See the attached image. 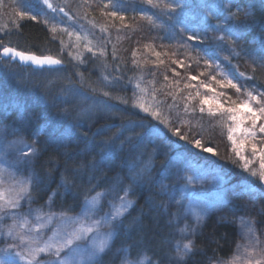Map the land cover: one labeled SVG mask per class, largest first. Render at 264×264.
I'll return each instance as SVG.
<instances>
[{
    "label": "trees",
    "instance_id": "obj_1",
    "mask_svg": "<svg viewBox=\"0 0 264 264\" xmlns=\"http://www.w3.org/2000/svg\"><path fill=\"white\" fill-rule=\"evenodd\" d=\"M103 3L107 0H62L60 7L63 11H91L84 25L92 26L104 55L89 53L80 60L71 59L62 53L46 26L30 18L0 34L9 47L54 56L65 64L59 69H34L0 58L1 152L9 159L8 171L30 182L33 200L29 205L59 219L77 218L96 198L98 204L91 214L102 221L114 199L131 201L123 216L105 222L107 233L115 229L116 235L102 264L116 263V251H124L128 259L147 257L146 264H169L176 244L183 245L189 239L197 249L189 264H227L259 227L262 237L258 236L261 239L255 255L264 263V215L253 209L247 216L229 200L236 188L252 187L257 189L253 193L258 206L264 209V189L240 168L226 128L217 119L198 111L184 119L189 77L197 71L208 69V77L219 67L240 85L264 92V66L253 59L259 57L264 41V0H163L173 9L153 7L146 0H112L116 7L103 11H120L125 17L123 24L128 26L125 29L129 32L130 25L139 27L136 39L141 47L152 48L147 59L137 65L132 63L133 56L123 54L124 49L134 46L133 39L115 35L124 28L119 20L102 17ZM229 12L237 13L234 21L226 20ZM142 15L152 17V21L142 19ZM232 24L238 26L237 36L231 37L235 45L218 39L231 35L226 29ZM192 35L199 40H189ZM205 59L211 68L205 66ZM174 61H182L184 66ZM138 81L148 89L146 106L150 107L148 101L152 100V107L159 109L162 118H169L172 127L180 128L189 140L201 139L218 155L197 149L149 112L134 107L133 91ZM105 92L110 95L105 96ZM169 93H176L175 101ZM21 141H36L40 149L38 159L33 158L28 165L17 164L19 150L29 151ZM176 159L214 170L235 187L221 197L218 208L195 236L182 233V226L167 212V182L175 171L170 166ZM4 242L5 238L0 245ZM252 242H247V247Z\"/></svg>",
    "mask_w": 264,
    "mask_h": 264
},
{
    "label": "rangeland",
    "instance_id": "obj_2",
    "mask_svg": "<svg viewBox=\"0 0 264 264\" xmlns=\"http://www.w3.org/2000/svg\"><path fill=\"white\" fill-rule=\"evenodd\" d=\"M61 2L62 0H49V3H51L53 6L52 8H49L43 3V0H0V34L4 32L5 28L13 26L16 27L18 22L23 21L24 19H29L31 15H34L37 17L36 20L41 21L46 26L51 35L54 37V39L57 40V42L59 43V47L62 50V53L66 54L71 59L77 60V55H79L82 59L83 56L89 53L100 54L98 48L99 40L97 39V37L94 36V31L91 29L92 26L90 25V23H88V25L86 26L84 25V22L88 17L87 14H89L91 11L79 8L77 9V11L65 10L62 12L60 11ZM86 6L88 5L86 4L85 7ZM87 9H89V7H87ZM20 11L28 12L29 16H26L23 19H19L16 14ZM102 17L104 18V15ZM53 27L57 29L55 32L52 31ZM130 27H132V29H129V32L124 28L121 33L118 32L117 34H115L119 35L118 37L120 38L122 36H125L133 39V43L131 44L135 47L133 46L130 50V47H128L129 45L127 44L128 48L124 49L123 54L129 53L130 56H133V52H136L135 56H133L132 58L130 57L132 61L135 60L139 62L142 59H147L146 57L149 54V50H152V48L149 49L146 47L144 48V46L141 47L140 42L138 41V39H136L138 37L137 34L139 32V27H136L135 25H130ZM77 34H79V39L77 38ZM85 45L91 48L92 52H89ZM135 64L137 65V63ZM197 72H195V75L193 76H196L198 74L197 76L200 77L196 76V80H189L188 85L191 84L193 87H187L186 91L187 95L189 92H191L194 96L196 95V92L199 91L200 96L197 97L196 100L192 101V105L194 104V106L197 108L199 107L200 98L204 96H208L210 98L209 103L204 105L206 109L204 113L207 116H209L207 113V108L209 106H212L213 108L216 107V101L214 99H211L215 94H224L219 97V100L220 103L224 104L225 108L230 106V101H236L237 103H240L241 101L246 99L247 91H253L254 94H257V92L254 91L255 89H249L240 85V83L234 77H232L229 72H223L219 67L213 70L214 74L210 73L208 77L205 76V74L209 73L208 69L203 72ZM213 76L216 77L215 81L211 79V77ZM227 79H230L233 81V83L239 85L241 91L237 93L235 89L225 85L217 84L216 82L226 81ZM201 82L210 85V88L202 87ZM211 89H215V93H213ZM133 92L136 93V89H134ZM232 93L235 96L232 95ZM139 94L140 93L138 92L137 95ZM187 95L185 97H187ZM262 99H264V97H262ZM148 103L150 107L154 105V102L152 100H149ZM252 106L254 108L257 107L255 102H253ZM188 115L189 113L187 115L185 113L184 119H186ZM210 119H217L216 121L222 124L221 121L223 119H226V116L221 117V115L217 113L214 117H210ZM249 123L250 122L246 120L243 126L247 127ZM259 123H264V121H259L258 124ZM241 135V133L236 134L237 141L238 143H243V148L241 149V151L243 155L249 161H251V163L249 164V168L259 170L261 160L258 156L254 157L252 154V141H241ZM257 135L260 136L261 134L257 133ZM229 144L231 146L230 141ZM256 144L258 149L264 147V144H261L259 140L256 141ZM1 146L2 145L0 141V172L4 173V175L0 177V191L5 192L6 195L11 198L12 196H14V192L9 190L14 189L16 187L15 181H26L22 179V176L18 177L10 175L11 173L8 171L9 159L6 157V154H3L1 152L3 151ZM4 152L6 153V151ZM232 154L235 157V160L240 166V168L244 172H247L251 179L261 184V187L264 189V181H260L258 176H252L247 169L241 167L244 161L240 160L234 152H232ZM170 169L175 171L170 176L167 182V184L169 185V189L166 191L168 193L167 212L170 213L171 220L174 221L177 226L180 225L182 226L181 229H187L182 233L186 234L189 237V233L192 230L196 214L200 212L201 209L206 208L207 215L206 217H203L202 224L205 223L208 217L210 216L211 212H215V210L218 208L220 200L222 199L221 197L227 195L228 191H232L235 187L229 186L228 180L223 178L216 171L208 169L207 167L201 165L190 164L176 159L172 162ZM189 177H191V181H189ZM254 190L257 189H253L252 187L250 188L247 186L242 188H236V190L234 191L236 193L233 194L239 195L240 197L237 196V198L232 194L229 195L231 198L229 197L230 199L227 198V200L229 199L230 202L233 203V206L243 208L244 213H246L247 216H250L253 209L256 211V214L264 215V209L261 206H258L257 204L256 193H253ZM96 201L97 203L95 205H93L92 201H90L86 206V210H84V213L77 218L59 219L51 215L52 219L50 221L47 219L49 214L41 213L39 210L33 209L26 201H21L23 207L20 209V211L27 216V219L29 221L28 228L24 231L26 234L35 235V232H29L28 229H34L37 224H43L44 227L40 232V236L42 238L40 242L42 243L44 240H48L50 237H53L54 233H58L59 236H63L65 233H72L74 230L80 227H92L94 230L93 232L87 234L88 239L85 241H80L79 243L81 244L82 248L86 244L99 243L101 240L105 239L104 236L107 235L106 230L108 229V227L105 222L108 220H106L104 217L101 221L100 218L97 219L96 217H93V214H91V212L94 211L96 205L98 204V199ZM124 201L127 200L124 198ZM113 203L114 205H112L111 210L109 211L111 213H115L116 209L121 206L123 201H121L120 199H114ZM29 208H31L32 210L31 214H28ZM127 209L128 207L124 210L123 214L126 212ZM36 216H40L42 217V219L37 221ZM16 219L17 221H20L21 217L18 216L16 217ZM94 222H99L98 228ZM12 223L13 221L11 219L0 217V232H6L8 226L12 225ZM260 229L261 228L259 227V230ZM259 230L257 231V234L255 236L252 235V237H248L246 239V244L249 241H253L251 247L249 245L247 247L246 244L243 245L241 248L238 249L240 253L238 252V255H236V257L233 256L234 258L227 264H247L249 260L255 261L256 259H259L255 255L257 253L256 246L258 245V243H256V239L260 240L261 238H258V236L262 237L261 231ZM4 238L5 242L0 245V249L6 248L10 243H15L12 238L0 236V240ZM243 242H245V240H243ZM66 253L67 250L61 253V258H63ZM113 255L119 258V260L117 262L115 261L116 263L113 264H121V261L123 259H128L124 251L113 252ZM86 256L87 252L82 251L80 252L77 259L86 258ZM45 259H53V257L46 256V254H41L42 262ZM259 260L261 261V264H264L261 259ZM20 264H23V261H20Z\"/></svg>",
    "mask_w": 264,
    "mask_h": 264
},
{
    "label": "snow or ice",
    "instance_id": "obj_3",
    "mask_svg": "<svg viewBox=\"0 0 264 264\" xmlns=\"http://www.w3.org/2000/svg\"><path fill=\"white\" fill-rule=\"evenodd\" d=\"M149 5L153 7H160L161 5L164 8L173 9V5L164 4L163 0H146ZM43 3L47 5L49 8H52V4L49 3V0H43ZM109 7H116L112 4V0H107V3L102 4V14L108 18L109 20H119L121 22L120 28L128 27L123 24L125 20L124 15L121 14L120 11H111L105 12L103 9H107ZM254 7V6H253ZM55 10V9H54ZM63 11V9H60ZM19 19H23L26 16H29L28 12L20 11L16 14ZM237 13L229 12L226 20L234 21ZM32 20H36L37 17L31 15L29 17ZM142 19H147L149 22L152 21V17L141 16ZM57 29L55 27L52 28V31L55 32ZM106 30L103 28L102 31ZM226 31L230 32V36L226 37L221 35L218 39L227 44L235 45L236 40L231 37L237 36L238 26L232 24ZM71 35V34H70ZM77 38L79 39V34H77ZM191 41H198L199 38L196 35H192L188 37ZM89 52H92V49L85 45ZM146 48L151 49L150 45H146ZM183 47V45L181 46ZM0 58L3 59H18L21 62H30L34 63L38 66L44 65H59L62 63L60 59H57L52 56L46 55H36L30 51H21L16 47H9L4 43L3 40H0ZM100 54L104 55V49L101 47L99 49ZM157 57L160 56V53H154ZM95 55V53H93ZM136 55V52H133V56ZM190 55V54H189ZM77 60H80L81 57L79 55L76 56ZM195 59V57H192ZM254 61L264 66V41H262L261 53L259 57L253 56ZM83 62V61H81ZM197 62H199L197 60ZM133 63H138L133 60ZM153 63H157V61H153ZM158 63L163 64V61H158ZM174 63L179 64L183 67L182 61H174ZM204 64L206 67L211 68L212 65L208 60H204ZM118 67V66H117ZM175 72V69H172ZM255 71V68L253 69ZM178 75V74H177ZM243 75V74H241ZM142 79V77H141ZM167 76H165V80H167ZM190 80H196V76H190ZM213 81L216 80V77H211ZM217 84L225 85L231 87L236 90L237 93L241 91L240 86L233 83L232 80L227 79L226 81H216ZM179 83L178 81L176 82ZM201 86L205 88H210V85L204 84L201 82ZM136 89L139 91V95L134 93L135 99L133 100V106L140 108L144 112H149L150 115L155 117L157 120L161 121V123L167 125L172 133L180 137L182 140L189 141V143L193 144L197 149L201 151L207 152L212 155H218L216 149L211 146H205L202 143L201 139H193L189 140V136L187 134H182L180 128L172 127L169 118H162V114L157 107H149L145 104V97L148 95V89L140 86L139 81L135 85ZM187 87H193L191 84L187 85ZM96 89H93L95 91ZM213 93H215V89H211ZM105 96L110 95L105 92ZM153 100H155V91L151 93ZM169 95L173 96V100L176 99V93H169ZM224 95L223 93L215 94L211 99L216 101V107L213 108L209 106L207 108V113L210 117H214L217 113L221 115V117H225L221 121L222 125L227 128V139L231 142V150L235 153L240 160L244 161L241 167L247 169L252 176H258L260 181H264V147L257 148L256 141L259 140L261 144H264V123H259V121H264V92H259L254 94L253 91L246 92V99L237 103L236 101H230V106L225 108L224 104L220 103L219 97ZM200 96L199 91L196 92V95H192L191 92L188 93L187 97H185L186 103L184 107V111L186 113H204L206 111L204 105L209 103V97L204 96L200 98L199 107H193L192 101L196 100L197 97ZM127 103V101H123ZM253 102L257 105V107H253ZM249 121L247 127H244L245 121ZM186 121H182L184 123ZM231 122V123H228ZM237 133H241V141L250 140L251 150L254 157L258 156L261 160V165L259 170L249 168V161L242 153L241 149L243 148V143H238L237 141ZM257 133L261 135L258 136ZM23 144V141H21ZM23 147L29 149L27 153L20 149V157L17 161V164L23 163L24 165H28L32 163L33 158L38 159L40 154V149L37 147V142L33 141L31 144H23ZM4 175L3 172H0V177ZM10 175H15L11 173ZM191 181V177L188 178ZM16 187L14 189H10L9 191L14 192V196L9 198L5 192L0 191V217L8 218L13 221L12 225L8 226L6 232H0V236H6L8 238H12L15 243H10L4 249H0V264H20V261H23V264H102L103 256L107 254V252L112 250L110 241H112L113 236L116 235V230L113 229L111 232L107 233L105 239L101 240L99 243L86 244L83 248L80 241H85L88 239L87 234L93 232L92 227H80L74 230L72 233H65L63 236H59L58 233H54L53 237H50L48 240H44L42 243L40 232L43 229V224H37L34 229H28L29 232H35V235H29L25 233V229L28 228V219L27 216L20 211L23 207L21 201H26L27 203H31L33 197L31 196L30 191V182L24 181H15ZM99 195V194H98ZM123 203L119 208L116 209L115 213H107L105 215L106 220H116L117 218L123 216L124 210L131 205V201H124V197L119 198ZM93 205L97 203L96 198L92 201ZM32 210L29 208L28 214H31ZM207 210L201 209L198 212L194 219V224L192 226V230L189 233L192 236L197 234L199 227L203 222V217H206ZM21 217L20 221H17L16 217ZM42 217L36 216V220H41ZM50 221L52 219L51 215L47 217ZM99 227V222H94ZM19 229V230H17ZM187 229H181V231H186ZM251 232V228H249ZM114 243V241H112ZM256 243H259V240L256 239ZM67 250L66 255L61 258V253ZM87 252L86 258L77 259L80 252ZM129 251V250H125ZM197 249L194 246V240L189 239L186 243L181 245L179 242L176 244V249L174 256L170 260L169 264H189V261L193 256L196 255ZM41 254H46V256L53 257V259H45L43 262L41 260ZM264 255V253H262ZM148 261L147 257L143 259H123L121 264H146ZM247 264H261L259 259L255 261L249 260Z\"/></svg>",
    "mask_w": 264,
    "mask_h": 264
},
{
    "label": "water",
    "instance_id": "obj_4",
    "mask_svg": "<svg viewBox=\"0 0 264 264\" xmlns=\"http://www.w3.org/2000/svg\"><path fill=\"white\" fill-rule=\"evenodd\" d=\"M15 61H17L18 63H20L21 65L25 66V67H32L34 69H59V68H64L65 64L62 62L59 65H44V66H38L34 63H30V62H21L18 59H16Z\"/></svg>",
    "mask_w": 264,
    "mask_h": 264
}]
</instances>
